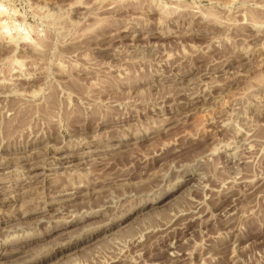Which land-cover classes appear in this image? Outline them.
I'll list each match as a JSON object with an SVG mask.
<instances>
[{
	"label": "rangeland",
	"instance_id": "374dc122",
	"mask_svg": "<svg viewBox=\"0 0 264 264\" xmlns=\"http://www.w3.org/2000/svg\"><path fill=\"white\" fill-rule=\"evenodd\" d=\"M0 14V264H264V0Z\"/></svg>",
	"mask_w": 264,
	"mask_h": 264
},
{
	"label": "bare ground",
	"instance_id": "6f19581e",
	"mask_svg": "<svg viewBox=\"0 0 264 264\" xmlns=\"http://www.w3.org/2000/svg\"><path fill=\"white\" fill-rule=\"evenodd\" d=\"M2 13V12H1ZM3 15V14H2ZM0 17H1V14H0ZM0 22H1V24H3L2 23V21L0 20ZM1 26V25H0ZM2 27H3V25H2ZM1 28V27H0ZM2 31V30H1ZM0 31V32H1ZM5 32H6V30H5ZM1 34V33H0ZM1 36H4L5 37V35H3V34H1ZM4 39H6V38H4ZM10 40V39H9ZM2 42V41H1ZM5 43H4V45H2V47L4 48V46H8V44L6 43L7 41H4ZM1 45V44H0ZM3 48L1 49L2 51H4L3 50ZM5 49V48H4ZM1 52V51H0ZM7 52H9L8 50H7ZM11 52V51H10ZM5 54V53H4ZM14 54V53H13ZM0 55H1V53H0ZM6 55V54H5ZM5 55H4V57H5ZM7 56H9L8 55V53H7ZM12 56V55H11ZM1 57V56H0ZM8 59H9V57H8ZM14 65V64H13ZM19 67V66H18ZM14 70V69H13ZM16 73V72H15ZM5 81V80H4ZM4 81H3V83H4ZM10 82V81H9ZM23 83V82H22ZM0 84H2V83H0ZM5 84V83H4ZM18 85V84H17ZM2 86V85H1ZM4 86V85H3ZM5 87V86H4ZM3 95V94H2ZM8 110H9V108H8ZM6 111V112H9V111ZM8 116V115H7ZM6 128V127H5ZM7 130V129H6ZM2 134V133H1ZM5 134V133H4ZM6 136V135H5ZM10 136V135H9ZM7 137V136H6ZM6 137H3V139H1V142H0V147H1V149L2 148H9V146H10V144H7V143H9V142H6V140H7V138ZM1 138V137H0ZM5 138H6V140H5ZM10 141V140H9ZM12 146V145H11ZM33 151V150H32ZM72 155V154H71ZM64 156V155H63ZM6 159H4V161H5ZM7 161V160H6ZM27 161V160H26ZM28 162H29V160H28ZM27 163V162H26ZM9 164V163H8ZM0 165H6L3 161H1L0 162ZM30 165V164H29ZM102 170V169H101ZM192 173V172H191ZM190 172L189 173H187V175H186V178H184V182H187L188 180H191L193 177H192V174H191ZM41 174V173H40ZM103 174V173H102ZM99 179V178H98ZM105 181V180H104ZM104 181H100V182H103V184H104ZM144 181V180H143ZM98 182V181H97ZM106 182H107V180H106ZM147 182V181H146ZM95 183V182H94ZM99 183V182H98ZM142 183V182H141ZM149 183V182H148ZM102 184V185H103ZM181 184V183H180ZM96 185V184H95ZM94 185V186H95ZM139 185V184H138ZM101 186V185H100ZM99 186V187H100ZM105 187V186H104ZM85 188V187H84ZM92 188V187H91ZM98 188V187H97ZM103 188V187H102ZM101 188V189H102ZM139 189V188H138ZM98 190V189H97ZM76 192V191H75ZM88 192V191H87ZM95 193H97L96 191H95ZM81 195V194H80ZM96 196V195H95ZM78 197V196H77ZM72 199V198H71ZM3 200H5V201H7L8 199H3ZM67 200V199H66ZM106 205V204H105ZM100 206V205H99ZM144 206V205H143ZM100 208V209H99ZM98 208V210L97 209H94L93 208V211H91V213H92V215H97V214H99V213H101L102 214V212H103V209L101 208V207H99ZM88 209V208H87ZM90 209V208H89ZM42 210V209H41ZM89 210H88V212H90ZM40 212V211H39ZM86 212H87V210H86ZM104 213V212H103ZM86 214V213H85ZM80 215H78V217H79ZM84 216V215H83ZM85 218V217H84ZM83 218V219H84ZM78 220H82V219H78ZM77 220V221H78ZM75 222V221H74ZM167 222V221H166ZM68 223H69V220L68 221H64V222H61V223H58V225L57 226H63V225H68ZM159 230V229H158ZM156 231V230H155ZM141 232V231H140ZM90 236V235H89ZM86 239H88V236H84V237H80V238H77L76 240H72V239H70L69 241H67V243L66 244H62L61 245V247H60V249H59V251L57 252V253H60L61 251H62V249H64L65 247H67V246H70V245H72V244H76V243H78V242H80V241H83V240H86ZM74 247V246H73ZM61 254V253H60ZM62 256V255H61ZM47 256H45V257H42V260L44 259V258H46ZM35 260V259H34ZM32 261V260H31ZM36 262V261H35ZM30 263V262H29ZM119 263V262H118Z\"/></svg>",
	"mask_w": 264,
	"mask_h": 264
}]
</instances>
